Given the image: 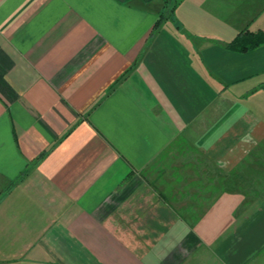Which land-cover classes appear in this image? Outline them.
Here are the masks:
<instances>
[{
    "label": "crops",
    "instance_id": "1",
    "mask_svg": "<svg viewBox=\"0 0 264 264\" xmlns=\"http://www.w3.org/2000/svg\"><path fill=\"white\" fill-rule=\"evenodd\" d=\"M244 31L264 0H0V264H264Z\"/></svg>",
    "mask_w": 264,
    "mask_h": 264
},
{
    "label": "trees",
    "instance_id": "2",
    "mask_svg": "<svg viewBox=\"0 0 264 264\" xmlns=\"http://www.w3.org/2000/svg\"><path fill=\"white\" fill-rule=\"evenodd\" d=\"M159 27V25H157ZM264 42V33H250L249 31H244L238 35L235 41L232 43V47L237 48L242 51L252 50L258 47Z\"/></svg>",
    "mask_w": 264,
    "mask_h": 264
}]
</instances>
